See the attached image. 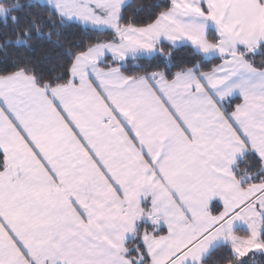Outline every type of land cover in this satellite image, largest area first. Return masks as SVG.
I'll return each mask as SVG.
<instances>
[{"label":"snow or ice","instance_id":"obj_1","mask_svg":"<svg viewBox=\"0 0 264 264\" xmlns=\"http://www.w3.org/2000/svg\"><path fill=\"white\" fill-rule=\"evenodd\" d=\"M0 264H264V0H0Z\"/></svg>","mask_w":264,"mask_h":264},{"label":"trees","instance_id":"obj_2","mask_svg":"<svg viewBox=\"0 0 264 264\" xmlns=\"http://www.w3.org/2000/svg\"><path fill=\"white\" fill-rule=\"evenodd\" d=\"M153 2H154V0H133V3L135 5H137V6L140 5V4L150 5ZM78 36H82L84 39H87L88 38L87 34H85L83 32L79 33ZM32 55L35 56V57H37V58H40V59L43 58V52L40 50L39 47L36 49L35 52L32 53Z\"/></svg>","mask_w":264,"mask_h":264}]
</instances>
